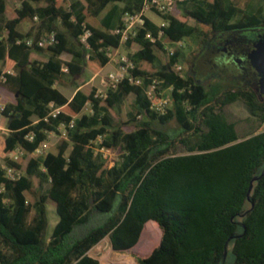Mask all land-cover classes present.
<instances>
[{
    "label": "trees",
    "instance_id": "1",
    "mask_svg": "<svg viewBox=\"0 0 264 264\" xmlns=\"http://www.w3.org/2000/svg\"><path fill=\"white\" fill-rule=\"evenodd\" d=\"M15 1L0 0V16ZM120 1L123 7L115 4ZM250 1L178 2L158 14L166 21L162 27L145 17L124 42L138 45L127 56L140 84L122 80L104 97L95 96L94 87L78 88L67 98L57 86L100 70L119 44L113 29L122 12L141 0H18L0 19V158L20 171L8 179L0 169V264H98L86 252L101 238L108 237L113 251L126 252L150 221L161 235L138 264H264V99L244 85L207 89L188 67L214 32L264 26L261 6L246 10ZM158 29L160 39L144 36ZM83 30L87 47L79 41ZM48 31L54 43L25 44ZM185 37L197 39L195 49L165 51L164 44ZM153 77L172 86L163 113L149 108L144 93ZM236 101L246 115L229 119L224 109ZM171 119L178 125L172 133L156 126ZM62 126L65 135L58 137ZM50 133L57 137L55 150L30 156ZM16 147L24 153L7 159ZM46 204L57 216L47 235ZM92 217L97 222L74 236Z\"/></svg>",
    "mask_w": 264,
    "mask_h": 264
},
{
    "label": "built area",
    "instance_id": "2",
    "mask_svg": "<svg viewBox=\"0 0 264 264\" xmlns=\"http://www.w3.org/2000/svg\"><path fill=\"white\" fill-rule=\"evenodd\" d=\"M186 0H141V3L139 7L135 10H125L122 12L120 20L121 24L118 27H115L113 29V32L116 33L119 36L118 42L119 44L124 43L128 37L129 34H133L135 30L138 27H141L144 23V18L146 17L147 12H154L155 14H165L171 11L172 7L178 3L183 2ZM160 18V17H159ZM35 19V17H34ZM166 21L162 18H160L159 22L156 23L158 27H162ZM88 35L87 30H83V32L79 35V41L84 47H87L86 37ZM144 36L148 38L149 40L153 41L155 39H160L162 37V31L158 29L156 31L155 36L151 34L150 31H146L144 33ZM25 44L29 46H43L45 44H52L56 41L55 39V33L54 31H48L44 34L38 36V37H28L25 40ZM183 45V42L181 40L175 41L171 44L166 43L164 44V49L168 54H171L176 48ZM108 61L113 65V69L109 70L108 72L103 73L99 77V83L98 86L94 89V95L98 97H104L106 89L108 88H115L116 85L121 82L122 80H126L129 84H140L141 77L134 76L130 73V70L133 69L134 65L133 62L128 58L126 54H120L116 52H109L108 54ZM173 67L180 71L181 65L179 63H173ZM62 70H65V67L61 68ZM8 72H11V70H7ZM4 79L3 72L0 71V81ZM172 89L171 85H164L163 82L158 78H150L149 82L144 90L146 98L150 101L149 108L158 112L163 113L164 109L169 107L171 104V98H170V90ZM3 110V104L0 102V118L1 111ZM57 111V108H51L50 114L54 115ZM68 125H71V122L68 123ZM61 129V136L63 137L65 135V130L63 126ZM0 130L2 132L5 131V128H3L0 125ZM55 135L54 133H51ZM25 138L27 140H32L33 134L31 132H28L25 134ZM100 142V136L97 135L95 140H93V143H99ZM48 148V141L47 139L42 140L38 143V145L28 154L30 156H37L42 155L47 151ZM95 150L102 153L103 156L110 155V151L108 148L102 147V146H95ZM24 151L16 147L12 151H9L7 154V159L9 160H15L17 157L22 155ZM0 169L3 170L4 175L8 179H16L20 175V171L16 170L12 167L11 164L6 162V160L0 158ZM2 185L0 186V190H2Z\"/></svg>",
    "mask_w": 264,
    "mask_h": 264
},
{
    "label": "rangeland",
    "instance_id": "3",
    "mask_svg": "<svg viewBox=\"0 0 264 264\" xmlns=\"http://www.w3.org/2000/svg\"><path fill=\"white\" fill-rule=\"evenodd\" d=\"M7 5H8L7 11L4 12L0 16V19L5 18L7 15L10 14L11 11L8 12V8L10 7V3H7ZM15 5H18V0L13 2V6H15ZM257 6H261V8H262V10L264 12V0H251L246 10L249 11V12L254 11ZM148 13H149V16L151 18H153L154 20H158L159 19L153 13H151V12H148ZM189 22L192 23V20L190 19ZM183 45H184V48H185L184 50H186L184 52V55H185L188 52L189 49L191 50V49H195L196 48L197 39L192 38V37H185V42L183 43ZM180 62L183 64V66L185 68H187V63H186L185 57L180 58ZM197 63H198L197 65L200 68L199 70L201 72H203L202 74L204 76L206 75V78L204 79L205 81L203 82V84H204V86L207 89H216V88H219V87L222 88V87L227 86V85H232L231 81H229V79L223 78V75H222L223 73L222 72L220 74L219 70H220L221 66H219L216 62H214L212 53L211 54H206L204 56H200L197 59ZM110 68H111V63L107 62L105 64V66L101 69V72H107L108 70H111ZM221 70H222V68H221ZM229 70H230V68H229ZM102 74L103 73H101V75ZM87 78H86V75L83 74L78 79H76L75 82L84 84V82H85V80ZM90 85H91V82H88L87 84L83 85V89L85 91H88L89 88H90ZM68 89H70V87L67 88V90ZM132 101H133V97L131 95H129L127 97V100H126V107H129V105L131 104ZM224 112L226 113V115H227V117L229 119H234V118H238V117H244L246 115V110H245L243 104L240 101H236L235 103H232V104L228 105L224 109ZM113 118H115V115L113 116ZM0 125L2 127H4V125H5L3 117L0 118ZM156 126L162 128V129H164V130H166V131H168L170 133L174 132L178 128L177 123L173 119L169 120L165 124L156 123ZM261 128H262V126L259 127V129H261ZM0 133H2V130H0ZM56 138H57L56 135H53L51 133L48 135V137H47L48 148L47 149L55 150L54 139H56ZM178 152H182V150L179 148ZM45 207H46L47 223H46V226H45V229H44V233L47 235L48 233H50V231L52 229V226L55 223V220H56L57 216H56V214L54 212L53 206H51L49 204H46ZM97 217H92L90 222L87 223L86 225L75 228L74 231H73V235L77 236L83 230H85V228H88L89 226L94 225V223L97 222V220H98ZM150 222H152L155 225V228H156V231H157L156 241H155L154 246L150 249V252H151V250L157 245V243L159 241V238H160V235H161V230L158 227L157 223H154V221H150ZM143 227H145V226H143ZM143 230H144V228L140 232L139 237H138L137 241L134 243V245L132 246L131 250H133V248L135 246H137V244L140 242ZM149 239L152 241L153 237L151 235H149ZM99 245H101L102 249H100L98 247ZM103 250L109 251V255H110V257L112 259H119V258H121L123 256H130V255L136 256L137 258H139V256H140V255H138V253H134L131 250L126 251V252H122V253L113 251L111 249L110 245H109V241H108V237L107 236H104L96 244H94L88 250V254L90 256H92V257H95L98 260L99 257L103 254ZM150 252L144 253L143 256L149 254ZM98 262H100V261L98 260Z\"/></svg>",
    "mask_w": 264,
    "mask_h": 264
},
{
    "label": "flooded vegetation",
    "instance_id": "4",
    "mask_svg": "<svg viewBox=\"0 0 264 264\" xmlns=\"http://www.w3.org/2000/svg\"><path fill=\"white\" fill-rule=\"evenodd\" d=\"M262 40H264L262 25L214 32L200 45L189 64L190 74L197 82L203 84L206 75L199 70L197 59L212 53L214 62L222 68L219 71L220 74L223 73V78L229 79L232 85L248 86L257 99L263 100L264 78L261 70L252 65L250 60L253 50Z\"/></svg>",
    "mask_w": 264,
    "mask_h": 264
},
{
    "label": "crops",
    "instance_id": "5",
    "mask_svg": "<svg viewBox=\"0 0 264 264\" xmlns=\"http://www.w3.org/2000/svg\"><path fill=\"white\" fill-rule=\"evenodd\" d=\"M118 7H123V5H124V1H120V2H117V3H115ZM131 4L133 5L134 4V2L133 1H131ZM7 7H8V5L6 4L5 5V10H4V12H6L7 11ZM12 8H13V5L12 4H10V7L8 8V12H10L11 10H12ZM151 13H153L155 16H157L158 18H159V16L157 15V14H155L154 12H151ZM7 15V14H6ZM152 23H154V24H156L157 22H159V20H160V18L158 19V20H154L153 18H151L150 16H149V13L147 12L146 13V15H145ZM18 29L19 30H21V31H26L27 29H28V26L27 25H21V26H19L18 27ZM184 43V42H183ZM138 49V45L137 44H132V45H127V44H125V43H121V44H118V46H117V48L114 50V52H116V53H120V54H126V55H129V54H131L132 52H134L135 50H137ZM60 57L63 59V60H70V58H71V55L69 54V53H67V52H62L61 54H60ZM107 62H109V61H107ZM106 62V63H107ZM105 63V64H106ZM105 64L100 68V70L96 73V74H93V75H87L86 74V80H85V82H84V84H82V83H77V82H75L76 80H73V81H70L69 83H68V85H66V86H60V85H58L57 87H58V89L67 97V98H70L71 97V95L73 94V92L76 90V89H81V90H83V91H85L84 89H83V85H85V84H87L88 82H91V85H90V87H94V88H96L97 86H98V83H99V77H100V75H101V73H105V72H101V69L105 66ZM0 68H1V66H0ZM110 69H113V65L111 64V68ZM109 71V70H108ZM107 71V72H108ZM78 79V78H77ZM70 87V89H68L67 90V88H69ZM90 89V88H89ZM66 93H65V92ZM85 92H87V91H85ZM129 95H131L132 97H133V95L130 93ZM128 95V96H129ZM127 96V97H128ZM4 123H5V120H4ZM3 128H5V125H4V127Z\"/></svg>",
    "mask_w": 264,
    "mask_h": 264
},
{
    "label": "bare ground",
    "instance_id": "6",
    "mask_svg": "<svg viewBox=\"0 0 264 264\" xmlns=\"http://www.w3.org/2000/svg\"><path fill=\"white\" fill-rule=\"evenodd\" d=\"M149 235L153 237L151 241L149 239ZM157 231L155 225L152 222H148L143 230L142 237L140 242L133 248L134 253H138V255L143 256L144 253L150 252V249L154 246L156 241ZM100 249L101 245L98 246ZM100 262L99 264H138L134 256H123L119 259H112L109 255V251L103 250V254L98 259Z\"/></svg>",
    "mask_w": 264,
    "mask_h": 264
},
{
    "label": "water",
    "instance_id": "7",
    "mask_svg": "<svg viewBox=\"0 0 264 264\" xmlns=\"http://www.w3.org/2000/svg\"><path fill=\"white\" fill-rule=\"evenodd\" d=\"M250 60H251L252 65L256 66L259 70H261L263 78H264V40L260 41V44H258L257 47L253 50L252 54L250 55ZM250 186H251V183L249 184V188ZM130 249L131 247L126 249L125 251H129ZM86 253L88 254V251ZM225 253H226V248H224L223 258H224ZM145 256H139V258H143ZM134 258L137 261V257L134 256Z\"/></svg>",
    "mask_w": 264,
    "mask_h": 264
}]
</instances>
